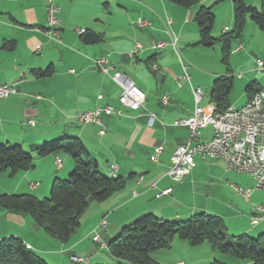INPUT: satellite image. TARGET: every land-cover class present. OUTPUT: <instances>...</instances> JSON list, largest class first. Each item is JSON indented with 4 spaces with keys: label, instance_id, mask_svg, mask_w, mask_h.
<instances>
[{
    "label": "crops",
    "instance_id": "0c3cea01",
    "mask_svg": "<svg viewBox=\"0 0 264 264\" xmlns=\"http://www.w3.org/2000/svg\"><path fill=\"white\" fill-rule=\"evenodd\" d=\"M208 1L199 0V4L206 6ZM52 2L60 7L57 15L61 21L62 42L48 34L47 7ZM199 4L187 8L172 0H0V82L21 81L17 94L0 99V141L9 144L18 142L32 148L41 139L76 136L96 158L102 173L126 179L122 190L102 202L89 205L88 209L96 212L94 221L83 229L88 211L85 212L68 243L42 233L37 227L36 233L38 231L42 242L30 235L19 234L49 264H128L119 262L110 254L107 243L123 226L148 213L175 220L205 212L222 217L227 231L236 236L264 233V221L251 223L257 207L251 203L254 191L249 199L236 194L245 200L246 209L229 198L219 196L217 187L201 176L203 164L199 166L197 163L179 182L173 181L167 174L175 149L189 135L186 126L175 125L174 122L191 116L194 111L196 102L192 87L195 84L192 81L195 79L198 84L208 85L209 90L205 92L201 104L209 105L213 103L210 99L211 78L228 73H204L211 77L204 82L196 79L203 77L194 71L195 77H191L190 86L189 82L182 86L177 84L182 67L174 57L173 36L177 37L180 51L184 50L187 56L197 58L202 53V46L196 45L200 38L199 25L195 20ZM138 19L150 25H139ZM222 23L224 26L220 24V33L214 36L233 27L234 14ZM76 28L85 29V32L79 33ZM87 33H92V42H85ZM154 42H164L166 46L154 49ZM137 43L141 47L131 54ZM240 45H232V52H241L242 49H238ZM101 56H108L114 66L110 74L96 68L95 60ZM142 64L152 72L153 78L149 72L140 71ZM153 64L158 65L157 71L153 70ZM256 67L257 63L254 69ZM47 70L50 72L46 73ZM114 71H120L133 80L146 93L147 101L139 111L124 108L122 115H104L102 119L107 128L101 134V125L83 124L78 115L103 105L120 107L118 98L121 88L112 78ZM256 77L254 80L258 82ZM151 81L156 88L153 97L150 96ZM258 86L264 87L260 83ZM38 95L41 97L38 98ZM165 96H169L167 104L162 102ZM231 105L234 104L231 102ZM147 111L155 112L158 117H151ZM209 129L210 126H207L201 130L200 140L211 139L213 129ZM160 143L164 151L158 161H153L151 154ZM60 153L35 157L34 167L14 175L18 176L14 192L37 197L47 195L53 178L66 175L74 165L69 155L64 157ZM58 158L62 160L61 167L57 163ZM198 159L205 162L217 158L196 156V162ZM44 165L49 166L47 171L42 168ZM112 165L116 166L115 175ZM226 169V172L230 171L227 166ZM208 172L212 174V170ZM2 175L8 176L3 173L0 177ZM247 176L245 187L252 188L254 179L249 174ZM32 183L36 186L33 187ZM166 189L170 192L163 193ZM8 214L33 227L34 221L27 214ZM102 218L107 224L99 231L106 246L92 237L95 234L92 229ZM203 246L207 250L208 247ZM191 249L186 241L176 238L170 248L154 252L153 258L162 264H185L180 252ZM74 255L90 258L87 262H77L72 259ZM196 261L199 260L189 259L188 263ZM231 261L245 264L233 258Z\"/></svg>",
    "mask_w": 264,
    "mask_h": 264
},
{
    "label": "trees",
    "instance_id": "16d2710c",
    "mask_svg": "<svg viewBox=\"0 0 264 264\" xmlns=\"http://www.w3.org/2000/svg\"><path fill=\"white\" fill-rule=\"evenodd\" d=\"M182 7H192L199 0H172ZM221 1V0H219ZM234 24L229 31L219 36L212 33L215 14L211 6L198 5L195 20L199 25L200 38L196 45L213 47L221 44L222 61L229 66L234 40H242L248 18L264 32V0L260 7L250 5L246 0H232ZM50 71L47 70L46 73ZM234 75L228 73L215 78L211 88V102L217 110L225 111L231 105ZM260 89L257 81L247 87L249 99ZM60 152L69 155L73 168L69 177H56L51 185L50 195L39 198L33 194H0V207L11 213L31 215L38 226L62 243H68L81 223V216L92 202H102L126 185L122 176H108L99 169L96 158L84 142L76 136L64 135L44 140L40 145L26 150L22 144L0 141V175L14 176L18 172L34 167L35 157H45ZM187 241L191 246L208 243L212 250L231 256L245 264H264V233L258 237L249 234H230L224 220L218 215L200 212L187 219H163L153 213L144 214L134 222L121 228L111 238L108 251L121 263L162 264L153 258V253L171 247L174 239ZM0 264H49L30 248L19 236H5L0 240Z\"/></svg>",
    "mask_w": 264,
    "mask_h": 264
},
{
    "label": "built area",
    "instance_id": "2783aa9c",
    "mask_svg": "<svg viewBox=\"0 0 264 264\" xmlns=\"http://www.w3.org/2000/svg\"><path fill=\"white\" fill-rule=\"evenodd\" d=\"M59 11L60 7L53 2L47 7L48 34L58 42H62L61 21L57 15ZM168 22L170 23L171 19ZM138 24L142 26L150 25L149 22L142 19H138ZM76 29L79 33L85 32V29ZM172 44L181 57L176 36H173ZM165 46L166 44L164 42L153 43L154 49H161ZM140 47V43H137L131 54H135ZM243 48L242 45L238 47V49ZM182 63L184 73L178 78L179 86H182L185 82L190 83L191 81V76L187 72L188 65L183 61ZM95 65L97 69L105 74H110L115 69L110 63L108 56H102L96 59ZM257 67L259 70H263L264 60L258 59ZM152 68L154 71H157L159 67L157 64H153ZM112 78L121 88V93L118 98L120 107L103 105L95 109L83 111L78 115V120L83 124L96 123L101 125V134L107 128L102 119L104 115H122L124 108L130 111H139L147 101L146 93L124 73L114 71ZM20 82L19 80L8 82V84H0V99L17 94L19 92L18 85ZM192 92L196 102L192 115L175 120L174 122L175 125L186 126L189 129V135L175 149L167 174L173 181L179 182L196 167V156L202 159L217 158L223 160L228 169L247 173L254 179V186L252 188L235 187L237 192L246 199L250 198L252 191L264 190V88L261 87L255 92L249 104H244L241 107L230 105L223 112L218 111L217 105L214 103H210L209 105L201 104L205 96L201 87H192ZM37 97L40 98L41 96L38 95ZM99 98H102V96H99ZM168 100L169 96L162 98L164 104H167ZM147 114L154 118L158 117L152 111H147ZM29 122L33 123V120ZM207 126H212V137L209 140L202 141L200 140L201 130ZM163 151V144L156 145L151 154V159L158 161ZM57 163L60 166L62 160L58 158ZM112 168L116 170L115 165H112ZM32 186L35 187L36 184L32 183ZM168 192H170V189L163 191V193ZM260 221H264V205L257 206L256 213L251 218L252 224H258ZM106 224V219H103L99 229L100 227L104 228ZM92 237L94 241L106 246L101 238V232L98 229ZM89 258V256H72V259L77 262H87Z\"/></svg>",
    "mask_w": 264,
    "mask_h": 264
},
{
    "label": "rangeland",
    "instance_id": "374dc122",
    "mask_svg": "<svg viewBox=\"0 0 264 264\" xmlns=\"http://www.w3.org/2000/svg\"><path fill=\"white\" fill-rule=\"evenodd\" d=\"M217 2V3H216ZM246 2L250 5L260 7V0H246ZM206 6H212V10L214 14H216L215 22H214V27H213V34H219L220 33V24L222 26L224 21H227L229 18L232 17V14H234V4L232 0H210L207 2ZM242 44L243 48L241 52L234 53L232 52L229 58V66H227L223 61H222V52H221V44L217 43L213 47H207L205 49L204 47H200L202 53L195 58V56H187L184 50L181 49V57L175 51L174 57L177 60V62L180 64L182 67V73H184L183 70V63L182 61L186 64L189 65L188 67V74L191 77H195L194 71L199 72V75L203 77L201 79L200 77H197L199 81L205 82L206 78H211L210 76L204 75V73L207 72H223L226 73L228 72V67L231 70V73L234 75V87L231 92V102L236 105L237 107H241L242 105L245 104L247 101L248 95L246 91V87L252 82L255 81L254 78L256 76L258 79V83H260L262 86H264V68L263 70H259L258 67L254 69L255 64L257 63L258 59L264 60V32H262L258 26L248 18L247 25L244 30L243 34V39L242 40H234L233 41V46L236 44ZM180 47V45H179ZM181 48V47H180ZM179 48V49H180ZM102 57V56H101ZM140 71H146L151 74V77L153 78L152 72L146 68L144 64L141 65ZM133 71L136 72V69L133 68ZM137 71H139V68H137ZM157 75V74H156ZM198 75V76H199ZM218 77V76H217ZM216 77V78H217ZM212 79V83L215 79ZM177 80V84H178ZM152 85V91L150 93V96H155V90L156 88H153V83L152 81L150 82ZM193 84H195V87H201L205 92L209 90L208 85L204 84H198L196 83V80L194 79L192 81ZM190 86V83L189 85ZM190 88V87H189ZM212 130V127L210 126V129ZM64 136V135H61ZM61 136H58L56 138H59ZM71 136V135H70ZM44 139H41L34 145H40ZM10 144H21L18 142H12ZM26 150H30L31 147L29 145H25L24 147ZM61 156H66L65 153L61 152ZM68 156V155H67ZM70 157V156H69ZM70 159H72L70 157ZM197 163L200 165H204L200 171V174L203 178L207 179L211 185L216 186L219 192V196L221 198L232 200L238 206H243L244 208L247 209V205L245 203V200L243 198L237 197V191L235 190L236 186L239 187H245V177L247 176V173L243 172H238L236 170H230L228 172L226 169L225 164L222 162L220 159H215V160H206L205 162H200V160H197ZM47 165H44L42 168H44L46 171L48 170ZM198 171L200 170L199 168L197 169ZM209 170H212V174H209ZM104 174V173H103ZM107 175V174H105ZM18 177V176H16ZM16 177L14 176H7V175H2L0 177V194L4 193H9V194H14V190L16 188ZM59 177V176H58ZM69 177V173L66 175L60 176V178L65 179ZM251 177V176H250ZM56 177L53 178V180ZM253 179V178H252ZM52 180V182H53ZM51 182V185H52ZM229 182H232L229 184ZM253 183V182H252ZM50 185V186H51ZM7 188L9 191H4ZM2 190V191H1ZM51 190V188H50ZM50 190L47 195H40L39 198H44L50 195ZM96 203V202H93ZM251 203H253L254 206L258 205H264V190H254L253 196L251 197ZM88 211V212H87ZM87 212L85 214V220L83 222V229L87 226H89L95 219L96 212L94 209H86ZM84 212V213H85ZM9 212L5 209L0 207V240L4 238L5 236H19V234H25V235H30L32 238H35L36 241L42 242V237L38 235V231L36 233V227L40 228L42 233H46L45 229L41 226H38L33 217L31 215H28L33 219V227L29 223L21 222L18 221L12 217L11 215L8 214ZM83 213V214H84ZM82 214V215H83ZM104 218L100 219L98 223L95 225V227L92 229V231H96L97 229L99 230L100 223L102 222ZM136 220V219H135ZM134 220V221H135ZM133 221V222H134ZM121 231V230H120ZM119 231V232H120ZM119 232L117 234H119ZM255 233V232H254ZM253 235H250L252 237H258L260 233H255ZM232 234V233H230ZM234 235V234H232ZM116 236V235H115ZM114 236V237H115ZM239 236V235H237ZM187 247H191V251L187 250L186 252H180L178 250H175V252H180L182 253L181 256L184 258L182 259L185 264H189L188 260H199L198 262L196 261L194 264H236L235 262H232V258L235 261H238V259L231 257V256H226L224 254H221L219 252H213L210 249V245L208 243H203L198 246H191L188 244L186 241ZM208 247L207 250L204 249V246ZM209 249V250H208ZM239 262V261H238Z\"/></svg>",
    "mask_w": 264,
    "mask_h": 264
},
{
    "label": "water",
    "instance_id": "95a60500",
    "mask_svg": "<svg viewBox=\"0 0 264 264\" xmlns=\"http://www.w3.org/2000/svg\"><path fill=\"white\" fill-rule=\"evenodd\" d=\"M84 40H85V42H87V43L92 42V40H93V35H92V33H87V34L85 35V37H84Z\"/></svg>",
    "mask_w": 264,
    "mask_h": 264
},
{
    "label": "bare ground",
    "instance_id": "6f19581e",
    "mask_svg": "<svg viewBox=\"0 0 264 264\" xmlns=\"http://www.w3.org/2000/svg\"><path fill=\"white\" fill-rule=\"evenodd\" d=\"M0 84H8V82H0ZM262 88H264V87H262ZM249 102H251V99H249L245 104H249ZM61 164H60V167H61ZM115 173H116V170L113 168V174L115 175Z\"/></svg>",
    "mask_w": 264,
    "mask_h": 264
}]
</instances>
